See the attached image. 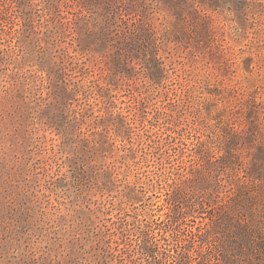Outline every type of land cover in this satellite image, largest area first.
Here are the masks:
<instances>
[{
	"label": "rangeland",
	"instance_id": "obj_1",
	"mask_svg": "<svg viewBox=\"0 0 264 264\" xmlns=\"http://www.w3.org/2000/svg\"><path fill=\"white\" fill-rule=\"evenodd\" d=\"M0 264H264V0H0Z\"/></svg>",
	"mask_w": 264,
	"mask_h": 264
}]
</instances>
